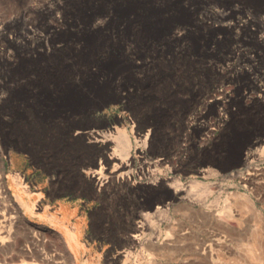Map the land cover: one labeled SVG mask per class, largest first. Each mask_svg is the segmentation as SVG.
<instances>
[{
	"label": "rangeland",
	"instance_id": "1",
	"mask_svg": "<svg viewBox=\"0 0 264 264\" xmlns=\"http://www.w3.org/2000/svg\"><path fill=\"white\" fill-rule=\"evenodd\" d=\"M108 1L0 0V264H264V0Z\"/></svg>",
	"mask_w": 264,
	"mask_h": 264
},
{
	"label": "bare ground",
	"instance_id": "2",
	"mask_svg": "<svg viewBox=\"0 0 264 264\" xmlns=\"http://www.w3.org/2000/svg\"><path fill=\"white\" fill-rule=\"evenodd\" d=\"M110 1V0H109ZM108 2L105 3L104 5V8H110L112 6V4H110ZM116 131V132H115ZM114 132L115 133H105L104 135H102L104 137V139H106V141L108 140H112L116 146L115 148L113 149V152L111 155H109L110 158H113L115 160H118L120 161V164H116V167L118 166H126V165H129V163L131 162V157H132V149H133V140H132V137L130 136V134L127 132L126 129H116ZM143 145L146 146L147 145V139L143 140L142 141ZM110 145L109 142H107V145L105 146V148H108ZM103 157H106V155L104 154ZM107 158V157H106ZM176 185V189L175 191H179L180 189L186 187V185H184L182 182L180 181H176L174 184H172V186L174 187ZM188 188L192 191H195L196 193H200V194H203V193H206L209 191L210 187L209 186H204L201 182L199 181H192L191 184L188 186ZM231 197H235L234 200H238L239 198H243L244 199V202L242 203V205L244 204L245 208L249 209V201L251 200L250 198H248L246 195H242V194H233L231 195ZM21 199V198H19ZM231 198L228 197L227 200H226V203L228 205V203L230 202ZM242 199V200H243ZM241 200V199H240ZM241 200V201H242ZM241 205V206H242ZM253 206V205H252ZM230 208V207H229ZM253 208V207H251ZM254 209V208H253ZM246 210V209H245ZM252 211V210H251ZM254 211V210H253ZM250 212V211H249ZM258 212V211H257ZM251 213V212H250ZM256 213V212H254ZM230 217L234 218V215H233V212L231 213L230 212ZM137 235V234H136ZM262 233L261 231L259 230L257 232V235H255V237H261ZM254 237V238H255ZM255 241V240H254ZM247 243H251V242H247ZM247 245V244H246ZM249 245V244H248ZM257 245L256 243L252 244L249 249V250L253 255L254 253L253 252H256V254L258 253L259 251V247L257 248ZM259 245H260V241H259ZM263 245V244H262ZM249 252V253H250ZM263 253L264 255V247H261V251H260V254ZM251 254V255H252ZM259 254V255H260ZM258 255V254H257ZM262 256V255H261ZM260 256V257H261ZM257 257V256H256ZM264 257V256H263Z\"/></svg>",
	"mask_w": 264,
	"mask_h": 264
},
{
	"label": "crops",
	"instance_id": "3",
	"mask_svg": "<svg viewBox=\"0 0 264 264\" xmlns=\"http://www.w3.org/2000/svg\"><path fill=\"white\" fill-rule=\"evenodd\" d=\"M74 187H77L74 188V192H76L78 196L75 197V199L58 200L57 201L58 219L56 220V223H54V225L45 224L48 227L55 229L62 235L69 234L70 228H78V227L82 228L86 223L81 219L80 217L81 207L78 206L76 203L81 202L83 206L89 207L91 203L96 202L98 198L101 196V193L99 191L100 189L97 188L92 183L90 184L87 183V181L84 179L78 180ZM141 201L143 202L144 199H141ZM78 217L79 219H81L79 222H77Z\"/></svg>",
	"mask_w": 264,
	"mask_h": 264
}]
</instances>
